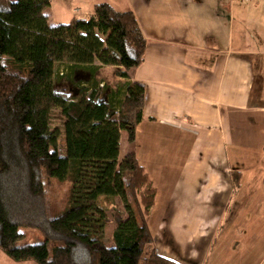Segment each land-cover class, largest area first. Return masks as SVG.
<instances>
[{
	"label": "trees",
	"instance_id": "obj_1",
	"mask_svg": "<svg viewBox=\"0 0 264 264\" xmlns=\"http://www.w3.org/2000/svg\"><path fill=\"white\" fill-rule=\"evenodd\" d=\"M50 7L0 0V253L25 264H180L154 249L150 175L135 152L119 161L121 132L135 143L144 119L145 85L129 78L147 45L136 15L100 3L50 25ZM114 198L127 218L105 206ZM26 228L44 242L18 245Z\"/></svg>",
	"mask_w": 264,
	"mask_h": 264
},
{
	"label": "crops",
	"instance_id": "obj_2",
	"mask_svg": "<svg viewBox=\"0 0 264 264\" xmlns=\"http://www.w3.org/2000/svg\"><path fill=\"white\" fill-rule=\"evenodd\" d=\"M100 3L134 12L147 44L129 72L146 88L144 119L124 155L121 132L119 161L135 152L161 207L187 209L168 228L182 260L154 249L180 264H264V0H51L49 21Z\"/></svg>",
	"mask_w": 264,
	"mask_h": 264
},
{
	"label": "rangeland",
	"instance_id": "obj_3",
	"mask_svg": "<svg viewBox=\"0 0 264 264\" xmlns=\"http://www.w3.org/2000/svg\"><path fill=\"white\" fill-rule=\"evenodd\" d=\"M11 1L15 2L16 0H11ZM49 14H50V10H48V15ZM51 15H55V14L53 13ZM51 17H53V16H51ZM61 20L62 19H60V21ZM55 22H58V20L57 19H51V21H49L50 25H57V23H55ZM63 22H64V20H63ZM109 71H111V69H109V70L107 69L104 72L106 74H108L107 75L108 78L111 79V81L115 87L118 84L117 83L118 81L115 78L112 79ZM56 117H57V115H56ZM60 124H61V121L58 119V117L56 119H53V126H60ZM122 133L124 136H123V141H122V151L121 152H122V155H124L126 153V147H125L124 139H126V142L128 141V139H127V134L124 131H122ZM158 180L160 182V177H158ZM155 187L157 189V194L159 192V194H161V196H159V198L157 200L158 206L155 209V212H153L154 208H155V207H153L151 210V214H150L151 228L153 229V231H154L153 234H154V237L156 238V241L154 243V247H157L158 248L157 250H159V245L162 246L164 249L169 250L172 253V256H174L177 261H181L183 258V255L181 253V249L178 247V241H176L175 238L170 239L169 233H171V231H169V229L173 228V229H175V232H177L176 229L178 226H180V224L172 223L171 219L179 218L183 214L186 215V213H183V212H184V210H187V209L182 210V209L177 208V207H170V208H166L164 206L161 207L160 203H161V197L163 195V191H161V188L158 189L157 185H155ZM250 195L251 194H249V196ZM258 195H259V193H258ZM247 200H248L247 205L252 206V204L249 202V201H252V198L248 197ZM214 205H208L207 206V207H211L210 208L211 212L210 211L204 212L205 207L203 205L200 206L201 207L200 211L202 210L204 212V214H203V212H201V216H202V214H203L204 218L211 216L213 213ZM105 206L107 207V209L117 208L120 211H122V213H124L125 218L128 217V214L125 210V207H124L123 203H121L119 198H114V199L108 200V202L105 203ZM241 209H244V208L241 207ZM178 211H181V212H178ZM108 213H109V216L111 217V214L109 211H108ZM177 214H178V216H177ZM111 219H112V217H111ZM115 228H116V224L113 222V220H111L110 223L105 228V234H104L105 243L107 244V246L112 247V248L115 247L114 242H113V232H114ZM192 231H194L193 227L189 230L188 229L185 230L186 233H190ZM262 231H259V232H262ZM22 232L24 234V237L18 243V245H20V246L25 245V244H39V243L44 242V237L36 229L26 228V229H23ZM171 235H172V233H171ZM0 264H25V263L13 261L4 253H0Z\"/></svg>",
	"mask_w": 264,
	"mask_h": 264
},
{
	"label": "built area",
	"instance_id": "obj_4",
	"mask_svg": "<svg viewBox=\"0 0 264 264\" xmlns=\"http://www.w3.org/2000/svg\"><path fill=\"white\" fill-rule=\"evenodd\" d=\"M186 121H187V120H186ZM182 124L189 125V124H188V122L181 121V123H180V124L178 123V127H179V128H182V129H184L186 125H182ZM189 126H190V125H189Z\"/></svg>",
	"mask_w": 264,
	"mask_h": 264
}]
</instances>
